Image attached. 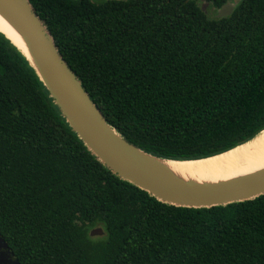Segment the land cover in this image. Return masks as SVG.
Returning a JSON list of instances; mask_svg holds the SVG:
<instances>
[{
    "label": "trees",
    "instance_id": "1",
    "mask_svg": "<svg viewBox=\"0 0 264 264\" xmlns=\"http://www.w3.org/2000/svg\"><path fill=\"white\" fill-rule=\"evenodd\" d=\"M29 1L134 146L197 160L264 131V0ZM0 235L21 264H264V195L177 207L121 179L0 32Z\"/></svg>",
    "mask_w": 264,
    "mask_h": 264
},
{
    "label": "water",
    "instance_id": "2",
    "mask_svg": "<svg viewBox=\"0 0 264 264\" xmlns=\"http://www.w3.org/2000/svg\"><path fill=\"white\" fill-rule=\"evenodd\" d=\"M236 5L237 2L225 4L218 10L217 17L230 16ZM0 15L23 35L27 51L1 29L0 32L36 70L73 132L87 149L118 177L148 192L162 203L177 207L211 208L264 195V170L246 177L204 185L185 183L170 176L159 163L202 159H164L128 142L108 123L93 102L82 82L61 55L53 36L29 0H0ZM104 233L102 228L97 227L90 234L97 237L103 236ZM0 264H21L1 235Z\"/></svg>",
    "mask_w": 264,
    "mask_h": 264
},
{
    "label": "bare ground",
    "instance_id": "3",
    "mask_svg": "<svg viewBox=\"0 0 264 264\" xmlns=\"http://www.w3.org/2000/svg\"><path fill=\"white\" fill-rule=\"evenodd\" d=\"M0 29L27 51L23 35L1 15ZM159 166L182 182L199 185L246 177L264 170V131L253 140L221 155L197 161L159 163Z\"/></svg>",
    "mask_w": 264,
    "mask_h": 264
},
{
    "label": "flooded vegetation",
    "instance_id": "4",
    "mask_svg": "<svg viewBox=\"0 0 264 264\" xmlns=\"http://www.w3.org/2000/svg\"><path fill=\"white\" fill-rule=\"evenodd\" d=\"M204 7H205V8H208V7H207V4H206Z\"/></svg>",
    "mask_w": 264,
    "mask_h": 264
},
{
    "label": "rangeland",
    "instance_id": "5",
    "mask_svg": "<svg viewBox=\"0 0 264 264\" xmlns=\"http://www.w3.org/2000/svg\"><path fill=\"white\" fill-rule=\"evenodd\" d=\"M101 228V227H100ZM104 236V235H103ZM97 237H100V236H97ZM97 237H95V238H97ZM102 237V236H101Z\"/></svg>",
    "mask_w": 264,
    "mask_h": 264
}]
</instances>
